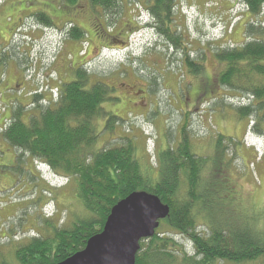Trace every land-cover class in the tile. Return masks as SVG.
<instances>
[{
  "label": "rangeland",
  "instance_id": "rangeland-1",
  "mask_svg": "<svg viewBox=\"0 0 264 264\" xmlns=\"http://www.w3.org/2000/svg\"><path fill=\"white\" fill-rule=\"evenodd\" d=\"M235 1H173L172 28L181 32L182 42L188 46L191 58L203 66V73L194 76L181 61L183 52L173 48L154 30L136 33L126 49L100 50L102 42L107 45L112 37L120 35L123 38L124 27L131 21L128 13L119 17L117 30L111 37H108L106 19L99 15L101 18L97 16V24L93 19L88 25L92 33L80 26L87 35L83 40H74L65 25L57 29L44 28L32 21L24 24L25 12H16L8 22L9 16H13L8 11L10 6L19 4L23 9L26 0H0V117L11 111L15 113L17 108L28 107L35 95L49 98L52 88L47 86H56L57 79L70 81L72 74L83 68L91 84L109 85L111 98L116 100L104 105L109 116L96 121L101 133L96 149L121 147L130 137L140 167L143 170L151 165L156 168L159 154L181 141L182 128L187 123L193 152L200 154L199 157L208 155V171H204L206 178L202 182L206 189V205L198 232L207 236L210 228L205 225L208 222L226 230L231 237L244 235L264 239V132L258 136L253 134L256 117L253 116L250 122V119L239 118L234 111L252 101L250 103L239 93L222 89L217 82L224 68L214 54L223 49L241 47L246 39V25L263 21L247 13L243 0ZM32 2L37 7L35 12L44 11L41 8L48 3H51L50 7L58 4L54 0L29 1ZM144 3L142 0L123 2L124 11L138 5L141 15L137 21L141 26L149 22L147 11L141 7ZM73 6L67 3L63 8L73 9ZM33 9L31 6L28 11L31 13ZM55 15L56 23L59 16H62L61 20L66 19L64 13ZM96 25L99 30L96 28L95 32L99 31L101 39L93 32ZM129 87H133L130 94L127 93ZM141 90L146 93H140ZM53 93L56 97V90ZM126 93L130 99L124 102L122 98ZM124 103L128 104L127 108ZM23 112L29 115L35 110ZM112 117L111 123L116 124L107 131L106 122ZM23 119L26 121L27 115ZM2 124L8 125L9 121ZM219 135L225 138L222 143L217 139ZM218 143L228 147L221 161L223 170L210 175L216 166L215 147ZM28 156L12 149L0 136V188H7L0 190V210H3L0 229L3 223L4 228H13L8 235L14 237L15 246L34 236L31 230L36 229V218L45 205L44 219L59 228H69L78 219L88 217L82 203L75 197L72 180L54 175L38 161L34 165ZM208 179L213 181L214 193L208 186L211 183ZM46 224L43 220L39 222L42 229ZM169 236L188 257L194 256L193 244L187 237L176 233ZM11 243L2 244L1 250L10 245L14 250ZM5 253L6 262L10 264L13 251L8 248ZM262 260L239 264H263Z\"/></svg>",
  "mask_w": 264,
  "mask_h": 264
},
{
  "label": "trees",
  "instance_id": "trees-1",
  "mask_svg": "<svg viewBox=\"0 0 264 264\" xmlns=\"http://www.w3.org/2000/svg\"><path fill=\"white\" fill-rule=\"evenodd\" d=\"M91 1L94 6L112 13L119 6L117 0ZM173 1L168 3L164 11L161 10V0L155 2L156 8L152 15L155 26H161L157 34L169 41L177 51H182L181 61L187 66L188 72L199 76L203 73V66L191 58L188 46L182 42L181 32L171 28ZM243 3L251 17L263 21L246 25V39L241 47L223 49L214 54L224 68L217 82L222 89L239 93L250 103L252 101L250 105L234 111L239 118L250 119V122L253 116L256 117L252 133L258 136L264 132V0H243ZM11 19L9 16L7 21ZM28 21L44 28L53 27L51 19L44 14L28 16L24 24ZM86 35L79 28L69 32L74 40H83ZM95 35L101 39L99 31ZM72 76L70 81L57 79L56 86H47L48 89L52 88L49 98L35 95L28 107L17 108L15 113L10 112V118L0 120V136L12 149L28 154L34 165L38 161L54 175L72 180L75 197L82 203L88 217L78 219L69 228H59L44 219L45 205L36 218V229L31 230L34 236L25 243L16 246L13 243L14 250L13 246H6V250L10 248L13 251L10 264H59L67 260L84 250L91 237L102 232L112 208L119 201L137 191L156 195L163 204L169 206L170 215L160 222L152 238L140 243L136 264H217L226 261L239 264L258 259H263L264 264L262 238L244 235L231 237L226 230L208 222L205 226L210 228L209 234L204 236L198 232L206 205V189L202 182L206 178L204 171H208V155L199 157L200 154L193 152L187 123L182 128L181 141L159 154L157 167L151 165L143 170L134 155L135 147L130 137L126 138L128 143L121 147L96 149L101 136L96 121L109 116L104 111V105L116 100L111 98L109 85L101 82L91 84L83 68H79ZM54 90L57 92L56 97ZM12 91L17 92L14 89ZM23 110H35V113L29 112L31 114L28 115ZM24 115H27L26 121ZM113 120L112 117L106 122L107 131L116 124L111 123ZM5 121H9L7 126L2 124ZM217 139L221 143L225 140L222 135ZM215 148L216 166H213L210 175L223 170L221 161L228 147L218 143ZM153 172L156 174L153 175ZM208 180L213 192V181ZM41 220L48 223L44 229L39 226ZM164 228H167L165 232L162 231ZM174 233L191 241L194 256L188 257L186 251L180 249V245L169 236ZM1 247L0 242V264H9L6 262V250L2 251Z\"/></svg>",
  "mask_w": 264,
  "mask_h": 264
},
{
  "label": "water",
  "instance_id": "water-1",
  "mask_svg": "<svg viewBox=\"0 0 264 264\" xmlns=\"http://www.w3.org/2000/svg\"><path fill=\"white\" fill-rule=\"evenodd\" d=\"M170 208L154 194L137 191L119 201L101 233L59 264H136L140 243L152 238Z\"/></svg>",
  "mask_w": 264,
  "mask_h": 264
},
{
  "label": "flooded vegetation",
  "instance_id": "flooded-vegetation-1",
  "mask_svg": "<svg viewBox=\"0 0 264 264\" xmlns=\"http://www.w3.org/2000/svg\"><path fill=\"white\" fill-rule=\"evenodd\" d=\"M30 0H26L25 2V6L23 9L20 8L19 4H12L10 6V10L9 14H12V18L15 17V13L16 12H25V18L31 15H38V14H44L46 16H48L51 21H52V26L56 27L57 29L61 26V25H65V29L69 28V32L73 29V28H79L81 30H83L85 32V30L83 28H81L80 26H83L85 29H87L90 33H92L89 30V23H92V20L94 19L96 21H98L97 16L101 15L104 16V18L106 19L105 23L108 25V31L110 32V35L108 37H111V34L114 33L117 30V23L119 22V17L122 15V13L126 14L128 13V16L130 18V22L127 23V26H125V32H124V36L123 38H120V35L116 36L115 38L112 37L111 43L109 44H105L104 42H102V47L100 50H103L104 48H106L105 50H118V49H126L130 46L129 44V40L132 36H134L136 33L141 32L142 30L145 29H149V30H155L157 33L159 32V29L161 28L160 25L155 26V19L154 16L152 15V12L154 11V9L156 8V1L159 0H142L145 1V3L143 5H141V7L143 8V10L145 9V11H147V15L149 18V22H147V24L145 23L143 26H141V23H139V21H137V18L140 19L141 13L139 11V7L138 5H136L135 8L133 9H129L128 11H124V5L123 2L124 0H117L119 6L118 9L115 10L114 13L109 12L108 10L103 9L102 7H96L93 5L91 0H75L72 2L70 1H64V0H54L55 2H57V6L55 5L54 7H50L51 3H48V5L44 8L42 7L41 9H43L44 11H39V12H35L36 10V6H34V2L29 3ZM47 2L52 1V0H46ZM127 1V0H125ZM137 1V0H136ZM165 1L167 3H165ZM170 1L173 0H161V10L164 11L166 10L165 8L168 6V3ZM69 3L70 5H74L73 9H68V8H63L64 4ZM33 7L34 9L32 10V12L30 13V11H28L29 7ZM16 7V8H14ZM11 10H14L11 12ZM60 12V13H64L66 16V19L61 20L62 16L57 17L58 18V22L56 23L54 20L56 18L55 13ZM123 14V15H124ZM79 17H82L79 18ZM99 18H101L99 16ZM104 21V19H103ZM61 23V24H60ZM171 27V26H170ZM52 28V27H51ZM98 27L97 25L94 28V33H95V29ZM172 28V27H171ZM61 29V28H59ZM164 29V28H163ZM86 33V32H85ZM120 33V32H119ZM122 34V33H120ZM96 36V35H95ZM97 37V36H96ZM98 38V37H97ZM169 42V41H167ZM170 43V42H169ZM133 87H129L128 88V92L132 91ZM127 93L125 94V97L122 98V100L125 102V100L130 99V97L127 95ZM140 93H146L145 90H141ZM130 94V93H129ZM125 104V103H124ZM128 104H125V107L127 108ZM10 112L6 113L5 115H2L0 117V120H5L7 117L10 118ZM7 115V116H6ZM7 126V125H6ZM0 133L2 132V129H0ZM1 140L3 141V139L1 138ZM7 188H0V190H6ZM3 215V210H0V218ZM4 223H3V227L0 229V242L1 244H8L10 242L14 243V237L11 235H8V232L13 231V228H4ZM16 234V233H15ZM11 243V244H12ZM10 245V244H9Z\"/></svg>",
  "mask_w": 264,
  "mask_h": 264
}]
</instances>
